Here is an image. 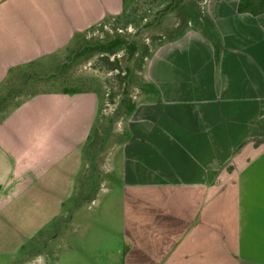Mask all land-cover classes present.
<instances>
[{
    "label": "crops",
    "instance_id": "1",
    "mask_svg": "<svg viewBox=\"0 0 264 264\" xmlns=\"http://www.w3.org/2000/svg\"><path fill=\"white\" fill-rule=\"evenodd\" d=\"M121 12L122 0H0V87ZM247 15L217 63L196 42L159 50L141 75L152 88L103 157L88 148L94 92L36 94L4 115L0 218L43 202L45 216L69 218L65 237L109 230L118 212L121 264H264V18Z\"/></svg>",
    "mask_w": 264,
    "mask_h": 264
},
{
    "label": "rangeland",
    "instance_id": "2",
    "mask_svg": "<svg viewBox=\"0 0 264 264\" xmlns=\"http://www.w3.org/2000/svg\"><path fill=\"white\" fill-rule=\"evenodd\" d=\"M238 2L125 0V9L119 15L86 28L63 49L12 73L0 87V120L36 94L64 89L94 92L99 96L100 109L88 148L92 151L100 145L103 157L109 144L120 141L130 107L141 99V86L145 90L152 88L140 84L141 75L149 71V67L145 70L148 65L155 66L157 52L191 50L194 42L198 50L206 45L207 49L211 46L219 52L224 34L241 25ZM172 3L174 7L164 13ZM116 36L134 44L136 52L132 57L123 48L112 54L93 49ZM147 58L150 64L146 63ZM89 166L91 169V163ZM42 203L35 205L34 210L22 199L14 214L6 213L0 218V264H121L119 250L124 242L118 212L102 222L110 231L97 234L95 228L86 234L71 232L63 237L66 227L62 229V223L69 218L45 216ZM89 205L90 209L95 207L94 203ZM88 217L92 216L85 220L89 221ZM69 229L72 230L71 226Z\"/></svg>",
    "mask_w": 264,
    "mask_h": 264
},
{
    "label": "trees",
    "instance_id": "3",
    "mask_svg": "<svg viewBox=\"0 0 264 264\" xmlns=\"http://www.w3.org/2000/svg\"><path fill=\"white\" fill-rule=\"evenodd\" d=\"M125 0H122V12L125 9ZM172 7H174V4L172 3L171 5L165 7L163 10L164 13L166 11H169ZM237 12L239 14L247 13L252 16H258L262 13H264V0H239L238 5H237ZM127 49L128 50V55L129 57H132L134 53L136 52V49L134 47V44L131 42H128L126 39L116 36L115 38L111 39L110 41L103 43V44H98L94 46V50L99 52V53H107V54H112L114 51L118 49ZM219 57V53L217 49H214V60L217 63ZM82 91H79L77 89H64L62 93L65 94H75L79 93Z\"/></svg>",
    "mask_w": 264,
    "mask_h": 264
}]
</instances>
